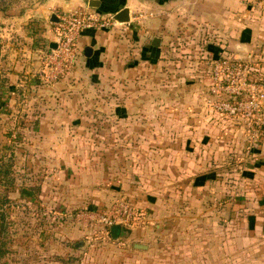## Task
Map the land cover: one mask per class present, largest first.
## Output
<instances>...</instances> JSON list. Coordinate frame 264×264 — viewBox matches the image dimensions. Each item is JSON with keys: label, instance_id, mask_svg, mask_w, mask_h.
Returning a JSON list of instances; mask_svg holds the SVG:
<instances>
[{"label": "crops", "instance_id": "0c3cea01", "mask_svg": "<svg viewBox=\"0 0 264 264\" xmlns=\"http://www.w3.org/2000/svg\"><path fill=\"white\" fill-rule=\"evenodd\" d=\"M34 1L31 20L25 11L10 12V0L0 5V116L12 117L19 130L32 128L30 144L38 147L39 183H26L24 172L17 178L24 198L32 191L40 209L57 211H101L126 199L146 212L126 237L107 239L129 240L134 251H147L156 232H170L175 215L186 218L202 198L217 212L219 181L226 209L264 211V131L249 152L243 128L213 119L209 103L212 66L225 55L250 57L264 79V0H101L100 8L87 0ZM125 7L129 22L86 30L75 69L52 83L43 79L42 52L55 43L53 15ZM96 129L97 138L89 136ZM69 216L65 251H85V237L99 226ZM250 219L247 227L264 230V215Z\"/></svg>", "mask_w": 264, "mask_h": 264}, {"label": "rangeland", "instance_id": "374dc122", "mask_svg": "<svg viewBox=\"0 0 264 264\" xmlns=\"http://www.w3.org/2000/svg\"><path fill=\"white\" fill-rule=\"evenodd\" d=\"M8 2L9 0H1V7ZM9 4L12 6L10 12L25 11L30 20L36 16L33 11L37 9L38 3L34 0L28 1L25 5L24 3L18 5L17 0H10ZM13 112L14 118L20 117L16 110ZM6 117L9 116H0V156L12 155L18 180L19 174L25 173L24 176L29 177L26 183L36 185L34 183L39 182L35 181L34 177L40 178L35 172L39 158L38 154L36 155L38 147L31 145L29 140L34 130L32 128L19 130L20 128L14 127V120L11 122L12 117L8 120ZM12 132L18 134L19 141L12 138ZM97 133V129L91 130L89 136L97 138ZM75 149L82 153V146H76ZM112 151L113 147H110L108 152ZM24 159L27 165L25 169ZM234 168L239 167L235 165ZM234 180L237 181L238 178ZM16 183L20 192L17 191L18 188L11 190L8 202L0 205V223L4 217V223L7 224L5 233L13 239L6 257H0V264H264V230L259 225L256 228L247 227V222L253 215L261 217L264 211L256 210L255 206L241 211L235 205L233 212L226 209L224 200L226 195L221 193V181L217 212L212 207L210 214L209 197L202 198L201 205L186 218H180L178 213L175 215L177 216L175 227L170 232L168 229L153 231L156 232V239L148 243L151 247L147 251H134L129 240L120 244H110L108 235L100 233L102 226L97 225L99 229L90 231L87 238L85 237V240L89 241L85 251L68 248V252L65 251L64 245L67 242L65 240L67 229L69 230L65 223L66 218H70L71 212L72 218L84 222L78 218L82 211L40 209L38 203L32 200V191L29 197L24 198V195L20 194L23 184L20 181L18 183L17 179ZM234 188V195H239L236 196L239 198L237 200L242 201V190ZM243 222L245 226L242 225ZM1 228L0 233H3L5 227ZM135 228L133 226L129 229L133 232ZM22 238L25 239L23 243ZM56 250L58 256L55 255Z\"/></svg>", "mask_w": 264, "mask_h": 264}, {"label": "built area", "instance_id": "2783aa9c", "mask_svg": "<svg viewBox=\"0 0 264 264\" xmlns=\"http://www.w3.org/2000/svg\"><path fill=\"white\" fill-rule=\"evenodd\" d=\"M122 24L115 19V13L90 8L59 13L53 26L55 46L42 52L43 79L52 83L75 69L81 55L79 39L83 32L115 28ZM11 38L15 41L14 35ZM212 67L209 100L212 111L218 117L240 121L246 136L247 150L251 152L263 137L264 79L256 77L255 65L248 56L225 55L216 60ZM27 98L24 95L22 102L25 103ZM11 136L13 139L18 137L14 132ZM142 217V211L126 199L116 200L104 211H82L78 214L79 220L101 225L100 233L104 236H109L113 225L131 228Z\"/></svg>", "mask_w": 264, "mask_h": 264}, {"label": "trees", "instance_id": "16d2710c", "mask_svg": "<svg viewBox=\"0 0 264 264\" xmlns=\"http://www.w3.org/2000/svg\"><path fill=\"white\" fill-rule=\"evenodd\" d=\"M2 10V8H1ZM213 119H216L217 121H231L235 125H238L239 127H242L239 120H235L232 118H226V117H218L213 113ZM15 169H14V159L12 155L6 156L2 155L0 156V205L5 204L9 200V192L11 190H16L18 187L16 186V179L15 176ZM107 209V208H106ZM103 209V210H106ZM4 217L3 220L0 223L1 227H5L3 233H0V257H6L8 251L10 250L11 243L13 242V239L10 238L8 234L5 233L7 229V224L4 223ZM0 227V229H2ZM129 234L131 233L130 227H123ZM1 231V232H2ZM25 242V239L22 238V243Z\"/></svg>", "mask_w": 264, "mask_h": 264}, {"label": "water", "instance_id": "95a60500", "mask_svg": "<svg viewBox=\"0 0 264 264\" xmlns=\"http://www.w3.org/2000/svg\"><path fill=\"white\" fill-rule=\"evenodd\" d=\"M88 3H89V6L93 7V8H95V7L100 8L102 5L101 0H89ZM52 19L57 21L56 15H53ZM115 19L117 21L123 22V23L129 22L130 21V10L125 7L124 9L118 11L117 13H115ZM153 44L159 45V40L156 38L153 41ZM54 46H55V43L52 44V47H54ZM92 52H93V49L91 47H89L85 50V54L87 56H91ZM110 234H111V237L113 239H119V238L126 237L129 233L123 228L122 225L115 224L112 227H110ZM77 246L80 248H83L85 246V242L82 241ZM135 247L139 248V249H147V245H145V244H135Z\"/></svg>", "mask_w": 264, "mask_h": 264}]
</instances>
